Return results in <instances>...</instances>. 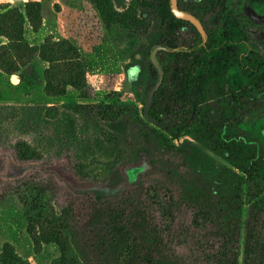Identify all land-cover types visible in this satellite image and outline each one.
I'll use <instances>...</instances> for the list:
<instances>
[{
	"label": "rangeland",
	"instance_id": "rangeland-1",
	"mask_svg": "<svg viewBox=\"0 0 264 264\" xmlns=\"http://www.w3.org/2000/svg\"><path fill=\"white\" fill-rule=\"evenodd\" d=\"M33 1L41 5L42 22L34 31L26 20L25 40L36 47L46 38L67 39L74 44L85 66L90 98H82L80 91L71 86L63 95H48L44 71L49 64L39 56L15 73L0 70V107L4 108L0 110V136L14 142L26 140L45 156L52 157L50 161L22 162L9 151H0L3 157L0 192L6 190L7 183H15L30 172L43 171L52 172L84 195H70L58 183L47 191L49 195L30 180L25 182L27 185L15 184L14 191L0 200V264H4L1 254L7 243L20 258L15 264H57L60 245L52 242L35 246L28 232V217L57 227L72 264L114 263L119 259L115 249L121 248L111 236L107 214L110 209L138 200L164 207L171 182L181 187L194 184L202 191L224 189L223 172L231 165L221 153L204 143L200 135L172 136L144 116L145 104L172 61L158 37L160 20L153 3ZM187 1L194 8V15L188 20L198 34L186 26L179 32V40L197 43L207 32L220 30L223 14L216 0L184 3ZM7 5L25 13V0H0V11ZM228 11L241 20L247 32L246 47L264 56V0H231ZM6 42L0 36V45ZM54 49V55L59 56L58 49ZM6 51L18 61L29 55L20 45L13 47L12 52ZM65 67L59 63L54 71L61 72ZM250 84L243 70L229 72L226 85L230 88ZM218 93L213 85L209 87V115L215 119L222 110ZM246 100L249 106L242 110L244 114L233 129L251 139L264 157V86L253 90ZM162 136L175 145L171 159ZM58 153L61 158L56 156ZM38 185L44 187L42 183ZM241 186L243 225L246 227L251 219L264 241V214L252 216L257 189L248 186L244 176ZM24 192L30 202L28 209L20 199ZM94 200L105 207L96 209ZM70 201L82 209L80 221L73 220L76 211L70 217L65 207ZM138 230L143 233L141 228ZM244 235L245 231L240 264ZM221 243L217 236L205 239L209 250H217ZM131 255L126 259L121 255L119 260L124 264H146Z\"/></svg>",
	"mask_w": 264,
	"mask_h": 264
},
{
	"label": "trees",
	"instance_id": "trees-1",
	"mask_svg": "<svg viewBox=\"0 0 264 264\" xmlns=\"http://www.w3.org/2000/svg\"><path fill=\"white\" fill-rule=\"evenodd\" d=\"M143 1L153 3L157 9L160 20L158 37L162 48L172 57L171 63L164 69L162 80L145 104L144 116L172 136L200 135L203 142L221 153L231 166L223 172L224 189L202 191L194 184L181 187L171 182L169 199L164 207H152L149 201L138 200L107 210L112 239L121 248L115 249L117 254L119 252V259L121 255L126 259L132 254L146 264H240V247L245 231L242 264H264V241L259 238L254 222L248 220L245 227L241 217L242 176L248 186L250 184L251 188L257 189L252 216L264 214V157L251 139L233 129L244 114L242 110L249 106L248 96L264 86V56L246 47L248 34L244 26L228 11L231 0H216L223 14L222 26L219 31L207 32L197 43L178 38L179 32L186 26L198 34L188 20L194 15L191 2ZM26 20L34 31L40 28L42 13L39 2L25 0V13L10 5L1 9L0 36L5 37L7 42L0 45V70L15 73L39 56L49 64L44 71L48 95H63L71 86L80 91L82 98H90L85 66L77 47L67 39L54 41L51 38H46L40 47L28 44L25 40ZM18 45L29 51V55L19 61L13 53L6 51ZM54 47L58 49L59 56L54 55ZM59 63H64L66 67L61 72H55ZM231 70H243L251 84L242 88L227 86ZM211 85L218 90L222 103V110L216 119L209 115L208 90ZM24 129L27 130V127ZM162 137L171 159L175 145ZM3 150L22 162L52 159L26 140L14 142L1 135L0 151ZM56 156L61 158V153ZM27 180L35 182L36 187L44 188L47 195L56 183L65 187L70 195H84L52 172L34 171V174L30 172L15 183L5 184L6 190L0 192V200L14 191L15 184L27 185ZM36 183H42L44 187ZM20 199L28 209L30 202L25 192ZM94 202L96 209L105 207L97 200ZM65 207L70 211V217L72 211H76L74 222L80 221L83 211L75 202L70 201ZM28 221V232L35 246L57 243L61 247L57 264H72L69 249L65 248L57 227L47 226L45 222H37L31 217ZM209 235L222 240L217 250L206 248L205 239ZM119 259L110 264H124ZM1 260L4 264H15L20 258L13 246L7 243Z\"/></svg>",
	"mask_w": 264,
	"mask_h": 264
}]
</instances>
